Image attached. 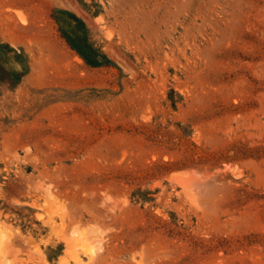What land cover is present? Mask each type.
Masks as SVG:
<instances>
[{"label":"rangeland","instance_id":"obj_1","mask_svg":"<svg viewBox=\"0 0 264 264\" xmlns=\"http://www.w3.org/2000/svg\"><path fill=\"white\" fill-rule=\"evenodd\" d=\"M0 264H264V0H0Z\"/></svg>","mask_w":264,"mask_h":264}]
</instances>
